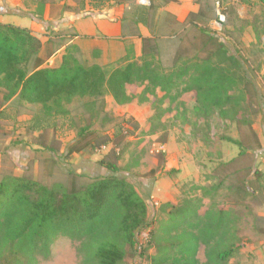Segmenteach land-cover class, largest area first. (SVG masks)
<instances>
[{
  "label": "rangeland",
  "instance_id": "1",
  "mask_svg": "<svg viewBox=\"0 0 264 264\" xmlns=\"http://www.w3.org/2000/svg\"><path fill=\"white\" fill-rule=\"evenodd\" d=\"M113 2L0 0V23L28 30L40 41L42 56L45 42L53 41V57L44 64L48 68H58L67 56L81 65L95 64L109 71L128 59L122 57L110 63V57L92 50L90 40L77 39L68 23L75 18L101 16L112 8ZM159 2L155 0V5L159 6ZM214 6L215 20L199 19L198 26L220 38L229 54L241 62L242 72L236 70L237 76L245 74L258 90L248 107L242 103L240 109L236 106L233 113L224 115L215 107L200 109L192 92H181L198 75L195 65L205 56L200 53L201 40L195 39V30L186 28L182 32L183 24L177 27L174 19L156 9L150 20L156 22L157 35L180 37L162 40L166 43L162 52L164 64L177 47L185 51L181 62H192L189 69L180 76L184 67L177 66L168 94L158 89L146 90V85L126 86L131 100L123 105L116 104L110 94L105 95L98 108L106 118L94 117V127L118 143L115 150L121 171L117 175L134 185L149 208L150 218L161 204L199 199L205 208L213 212L223 209L226 214L228 232L214 247H225L229 242L237 246L229 264H264V253H259L264 247V0H217ZM141 10L130 5L128 15L141 16ZM217 11L225 18L221 26H215ZM209 48L210 53L214 51L213 46ZM210 59L213 64L219 60L213 54ZM231 91L238 93V88ZM85 102L73 99L62 113L45 116L39 106L23 103L17 96L3 102L0 94V179L12 175L50 187L66 185L71 172L89 179L102 176L101 169L91 167L88 161L98 164L113 145L66 155L91 115ZM235 142L248 148L244 157L238 158ZM40 144L57 147L58 151L47 153ZM28 151L30 154L23 153ZM152 170L155 173L150 175ZM146 238V231L142 232L139 243L143 244ZM205 251L200 245L197 258L202 263ZM82 259L76 243L59 239L51 247L50 256H38L37 263L83 264ZM125 264L147 263L128 257Z\"/></svg>",
  "mask_w": 264,
  "mask_h": 264
},
{
  "label": "trees",
  "instance_id": "2",
  "mask_svg": "<svg viewBox=\"0 0 264 264\" xmlns=\"http://www.w3.org/2000/svg\"><path fill=\"white\" fill-rule=\"evenodd\" d=\"M113 1L112 7L134 3V0ZM159 1V6L152 0L150 7L141 10L151 36L141 37L140 57L125 60L124 65L109 71L95 64L81 65L67 56L58 68H48L44 64L53 57V41L45 42L42 56L40 41L28 30L0 23L2 101L17 96L21 102L39 106L45 116H51L62 113L73 99L87 100L85 104L91 115L66 155L87 149L101 150L111 144L113 147L98 165L115 174L89 179L71 172L66 185L50 187L4 175L0 179V264H38V256L48 258L51 247L59 239L77 244L83 264H125L128 257L142 259L147 264L230 263L237 246L229 242L228 246L214 247L228 232L223 209L213 212L199 199H186L177 204H161L150 218L149 208L134 185L117 175L121 171L115 150L118 143L94 127V117L106 118L98 108L105 95L110 94L116 104L123 105L131 100L126 86L146 85V90L158 89L168 94L173 85L172 72L177 66L184 67V70L180 68L183 70L180 76L189 69L192 62H181L185 53L182 48L175 47L167 66L164 64L162 52L166 43L162 40L180 37L179 34L158 36L154 25L148 24L153 11L175 0ZM216 1L194 0L199 11L190 12L183 23L182 32L188 28L198 34L194 37L201 40L200 53L205 56L195 65L198 75L181 92H192L200 109L215 107L225 115L233 113L236 106L240 109L242 103L248 107L258 90L245 74L237 76L236 70L242 72L241 62L229 54L221 39L198 26L199 19L215 20ZM212 46L214 51L210 53ZM212 54L219 58L215 64L210 59ZM233 87L238 88V93L231 91ZM234 144L239 150L238 158L244 157L248 148L241 142ZM45 150L55 153L58 148L50 146ZM154 173L152 170L149 174ZM78 178L87 181L79 182ZM242 188L249 194L246 186ZM145 231L147 238L140 244L139 237ZM200 245L206 248L203 263L197 258Z\"/></svg>",
  "mask_w": 264,
  "mask_h": 264
},
{
  "label": "crops",
  "instance_id": "3",
  "mask_svg": "<svg viewBox=\"0 0 264 264\" xmlns=\"http://www.w3.org/2000/svg\"><path fill=\"white\" fill-rule=\"evenodd\" d=\"M130 5L135 6L136 4L134 2L114 6L101 16L75 18L68 24L75 31L77 39L86 38L88 41L90 40L92 42V50H99L102 57H110V63H114L122 57L128 60L137 59L141 55V37H149L151 33L150 29L146 27L142 16L128 15ZM199 8V5L194 0H175L161 7L159 12L160 14L166 13V15L172 17L175 25L181 27L187 15L190 12L197 13ZM154 23L156 22L152 23L151 20L148 22L151 26L155 25ZM99 43L104 44V46ZM23 153L30 154L29 151ZM88 163L91 164V167L100 169L99 165L92 164L91 160ZM259 253H262L263 256L264 247Z\"/></svg>",
  "mask_w": 264,
  "mask_h": 264
},
{
  "label": "built area",
  "instance_id": "4",
  "mask_svg": "<svg viewBox=\"0 0 264 264\" xmlns=\"http://www.w3.org/2000/svg\"><path fill=\"white\" fill-rule=\"evenodd\" d=\"M135 4L140 7V8H148L151 5L152 0H134ZM217 17V26H221V24L224 22L225 18L224 16L217 11L216 13ZM106 147H103L102 149L104 150Z\"/></svg>",
  "mask_w": 264,
  "mask_h": 264
},
{
  "label": "water",
  "instance_id": "5",
  "mask_svg": "<svg viewBox=\"0 0 264 264\" xmlns=\"http://www.w3.org/2000/svg\"><path fill=\"white\" fill-rule=\"evenodd\" d=\"M101 169V168H100ZM103 173H102V176H113V175H115V174H112V173H110V172H108V171H106V170H104V169H102L101 170Z\"/></svg>",
  "mask_w": 264,
  "mask_h": 264
},
{
  "label": "flooded vegetation",
  "instance_id": "6",
  "mask_svg": "<svg viewBox=\"0 0 264 264\" xmlns=\"http://www.w3.org/2000/svg\"><path fill=\"white\" fill-rule=\"evenodd\" d=\"M48 153V152H47Z\"/></svg>",
  "mask_w": 264,
  "mask_h": 264
}]
</instances>
